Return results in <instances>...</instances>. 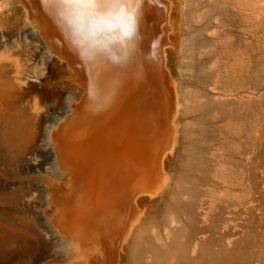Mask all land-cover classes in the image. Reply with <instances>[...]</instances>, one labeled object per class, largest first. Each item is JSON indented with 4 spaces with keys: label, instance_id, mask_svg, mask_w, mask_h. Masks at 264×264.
Here are the masks:
<instances>
[{
    "label": "rangeland",
    "instance_id": "1",
    "mask_svg": "<svg viewBox=\"0 0 264 264\" xmlns=\"http://www.w3.org/2000/svg\"><path fill=\"white\" fill-rule=\"evenodd\" d=\"M20 1L45 20V12L34 2ZM154 1L143 8L141 29L146 23L150 37L162 36L163 14L158 2L167 5L169 24L175 23L177 28L167 32L170 39L165 36L159 73L147 67L138 77L129 71L128 80L121 81L122 103L102 123L93 124L94 130L83 142H65L68 146L62 147L64 141L59 137L60 155L75 146L88 151L85 155L87 151L75 149L60 156L61 166L71 168L77 186L70 199L89 214L95 239L116 256L113 264H126L127 258H131L130 264H145L153 250L159 251L160 257L150 264H167L169 260L192 264L198 255L207 261L216 249L214 241L227 247V240L232 244L225 249L226 254L235 248L232 262L264 264V0ZM5 2L7 7L0 14V57L7 58L0 59V264H67L66 247L48 227L54 198L58 199L61 190L65 192L67 184L52 165L49 135L61 124L66 107L84 108L88 99L87 91H82L86 90V74L77 58L70 59L73 72L63 63L48 60L28 30L24 11L14 0ZM42 29L66 56L65 44L55 40L57 34L50 28ZM176 95L181 103L176 114L179 143L165 161L172 177L169 189L174 193L138 200L129 209L143 213L141 225L135 229L136 243L132 234L123 244L118 225L109 219L108 208L112 211L113 205L106 201L110 195L116 204L117 189L127 187L126 181L133 177L131 158L122 152V146L129 143L144 163L152 158L151 142L160 137L162 116L166 108L174 107ZM10 122L12 134L7 136L6 124ZM121 202L126 204V200ZM100 216L111 230H105ZM171 219L175 220L173 225ZM165 233L170 237L166 244L154 240V235ZM111 239L114 244L106 246ZM194 245L196 252L191 254Z\"/></svg>",
    "mask_w": 264,
    "mask_h": 264
},
{
    "label": "bare ground",
    "instance_id": "2",
    "mask_svg": "<svg viewBox=\"0 0 264 264\" xmlns=\"http://www.w3.org/2000/svg\"><path fill=\"white\" fill-rule=\"evenodd\" d=\"M7 1V0H6ZM12 1V0H11ZM16 2V5L19 6L25 13V23L28 26V30L30 32V34L32 36H34L37 40H38V44H40L41 47V51L42 53L45 55V57L48 60H56L60 63H63L66 68L70 71H72V62L70 61V59L74 60L75 58H77L72 51L70 50V48L68 47V45L66 44V42L64 41L60 31L58 30L56 23L54 21V19L49 15L47 8H46V4L44 3V0H30V3H33L39 8L42 9L45 12L46 17L44 18L45 20H40L39 16L37 14L32 13L31 11L29 12V8L27 6V4H24V1H20V0H14ZM160 1V0H159ZM163 1V0H161ZM183 1V0H181ZM155 3L154 0H144V5L143 8L145 6H149L151 5V3ZM157 2V1H156ZM8 4V2H7ZM7 4L5 2V0H0V14L5 10V8L7 7ZM159 4L161 7V10L159 11L160 13L163 14V32L161 33L162 36H154L153 33V38L150 37L147 32H148V28L149 26L145 23V26L142 27L144 28L141 29V33L143 34V42L140 45V51L137 53V55L135 56V59L133 62H131L129 65L125 66V67H105V68H99V67H89V66H85L82 63L79 64V68L82 69V71L86 74V87L83 86L84 88H86V90H82V91H87V95H88V99L87 102L84 106V108L79 111L78 108L80 107V105L78 106V108L76 107H70V108H65L63 111L64 116L61 119V124L58 125L55 128V131L51 133L49 135V139L52 143L51 146V161H52V165L55 169V171H57V173H59V175L63 176V178H65L63 181H67V184L65 187H67V190H70L71 188L73 189L72 192H75V188L77 187L76 184L73 182L72 180V173H71V168H66V166L62 167L61 166V160L62 158H60L59 154V149L58 148V140L60 139L59 137L62 138V140L64 141L62 143V141H60L59 143H62V147L63 144L69 143L67 142V140L73 138L75 139V142L81 143L85 140L84 137H80L78 135V133H76V131H72L71 130V125H79L82 129H84L85 131L90 132L94 130V125L95 124H99L102 123L103 120H105V118H108V115L113 113L117 107L122 103L123 101V90H122V82L125 79H127V73L129 71H134V74H138V77L143 73V70L145 71V69H147V67L150 70H155L158 68L160 60H159V55H161L162 59L164 54H162L163 50V45H164V39L166 34H168L167 32L172 30V32L174 30H176V24L174 23L173 25L169 24V16L168 15V8L166 7L167 3L165 2V5H162V3H157ZM156 4V6H157ZM15 5V6H16ZM30 5V4H29ZM174 5V4H172ZM171 5V6H172ZM33 6V4L31 5V7ZM169 6V5H168ZM183 6V5H181ZM34 7V6H33ZM155 6H153L152 9ZM19 8V9H20ZM170 9V8H169ZM32 10V8H31ZM158 10V9H157ZM33 11V10H32ZM157 13V12H156ZM32 14V15H31ZM159 15V14H158ZM176 18V17H174ZM178 19V18H177ZM143 20V18H142ZM151 20V19H150ZM153 20V19H152ZM151 20V21H152ZM171 20V18H170ZM177 21V20H176ZM153 22V21H152ZM173 22V21H172ZM161 24V22H159ZM24 24V23H23ZM151 24V23H150ZM168 24V26H167ZM172 24V23H171ZM142 25V24H141ZM46 27L47 29L50 28V30L52 32H54L55 34H57V38L55 39L57 43L62 44L61 46H63V43L65 44L66 47L63 46V48L65 49V52H68L67 55H63L60 51H58L55 46H53L51 44V39L48 36L47 32L45 30L42 29V27ZM160 28V26H159ZM158 28V29H159ZM180 29V28H179ZM158 32V31H157ZM156 32V33H157ZM160 32V31H159ZM155 33V34H156ZM174 35V34H173ZM54 36V35H53ZM175 36V35H174ZM172 36V37H174ZM179 36V35H178ZM177 36V37H178ZM145 37V38H144ZM168 38H169V34H168ZM181 38V37H180ZM179 38V39H180ZM35 39V40H36ZM54 39V38H53ZM170 39V38H169ZM156 42L155 45L153 44V42ZM173 41V40H172ZM179 41V40H178ZM181 41V40H180ZM179 41V42H180ZM174 42V41H173ZM53 43V42H52ZM171 43V42H170ZM182 43V41H181ZM180 43V44H181ZM173 44V43H172ZM179 44V43H178ZM56 45V44H54ZM167 45V44H165ZM171 45V44H170ZM168 45V46H170ZM183 45V44H182ZM56 47H58L56 45ZM62 48V47H61ZM175 48V47H174ZM172 48V50L174 49ZM180 48V47H179ZM182 48V47H181ZM58 49H60L58 47ZM170 49V47H169ZM63 50V49H62ZM171 50V51H172ZM179 50V49H177ZM185 50V49H184ZM165 51V50H164ZM174 51V50H173ZM176 51H174L175 53ZM183 52V51H182ZM151 53V56L153 58H146L148 57V54ZM164 53V52H163ZM171 53V52H170ZM178 53V52H176ZM167 55V54H166ZM165 55V56H166ZM174 55V54H172ZM176 55V54H175ZM179 55V54H177ZM5 56V55H4ZM6 57V56H5ZM3 56L0 57L1 61L2 59H7ZM143 57V58H142ZM166 58V57H165ZM179 58V57H177ZM78 59V58H77ZM168 59V58H167ZM0 61V62H1ZM164 60H162L163 63ZM167 61V60H166ZM165 61V62H166ZM71 62V63H70ZM164 62V63H165ZM168 62V61H167ZM161 63V64H162ZM182 64V63H181ZM166 65V63H165ZM162 66V65H161ZM168 67V66H167ZM166 67V68H167ZM165 69V68H164ZM73 72V71H72ZM71 72V73H72ZM78 72V71H77ZM154 73V71H152ZM75 73V72H74ZM157 73H159L157 71ZM167 73V72H166ZM79 74V72L77 73ZM127 74V75H126ZM72 75V74H71ZM159 75V74H158ZM166 75V74H164ZM169 74H167L168 76ZM172 75V74H171ZM74 77V75H73ZM82 77V76H81ZM80 77V79H81ZM162 77V76H161ZM170 77V76H169ZM168 77V78H169ZM154 78V77H153ZM159 78V77H158ZM171 78V77H170ZM72 79V78H71ZM131 79V78H130ZM133 79V78H132ZM131 79V81H132ZM137 79V78H136ZM134 79V80H136ZM140 79V78H139ZM155 79V78H154ZM160 79V78H159ZM164 81H167L166 78H164ZM175 79V78H174ZM75 80V79H74ZM79 80V79H78ZM77 80V82H78ZM128 80V79H127ZM142 80V79H141ZM161 80V79H160ZM80 81V80H79ZM163 81V82H164ZM171 84L173 87L176 86V82L175 80L170 79ZM81 82V81H80ZM133 82V81H132ZM139 82V81H137ZM141 82V81H140ZM169 82V80H168ZM90 83L92 85V90L94 91L95 95L92 101L89 100V88H90ZM125 83V81H124ZM134 83V82H133ZM145 83V82H144ZM129 84V83H127ZM142 84V82H141ZM149 84V83H148ZM158 84V83H157ZM76 85V84H75ZM143 85V84H142ZM147 85V84H146ZM169 85V84H167ZM124 86V85H123ZM82 87V86H81ZM140 87V86H139ZM162 87V86H161ZM170 87V86H169ZM158 89V88H157ZM167 89V88H165ZM171 89V88H170ZM174 91V90H173ZM139 92V90H138ZM144 92V91H143ZM148 92V91H147ZM168 92V91H167ZM169 92H171L169 90ZM83 93V92H82ZM159 93V92H158ZM173 93V92H171ZM170 93V94H171ZM179 93V92H178ZM160 94V93H159ZM165 94V93H163ZM174 94V93H173ZM128 95L131 96V94L128 93ZM127 95V96H128ZM162 95V93H161ZM167 96L169 95L166 94ZM181 95V93H180ZM85 96L84 93L82 94V97ZM126 96V95H125ZM139 96V95H137ZM151 96V95H150ZM172 96V94H171ZM170 96V97H171ZM129 97V96H128ZM127 97V98H128ZM147 97V96H146ZM174 97V96H172ZM86 98V97H84ZM140 98V97H139ZM83 99V98H81ZM135 99V98H133ZM141 99V98H140ZM143 99V98H142ZM146 99V98H145ZM145 99H143L145 101ZM150 99V98H149ZM174 99V98H173ZM86 100V99H85ZM169 100V99H168ZM171 100V99H170ZM169 100V101H170ZM178 98L177 95L175 97L174 101V107H172L171 109H165L164 114L162 116V122H163V128L161 129L160 132V137L155 141L156 143V154H155V159H154V155L152 158L148 157V161H146V163L143 162V159L138 156V154L134 151H132V147L129 145V143H125L122 146V152L125 153L127 158H131V160H133L132 162H135L137 164L138 167H141L142 165H145L147 167L146 172H143V170H140L137 175H134L131 179V181H126L127 184V188L129 190L128 194H125L127 196V200H126V208L128 210V217L127 215H124L122 212L117 211L116 210V204L113 203L112 199L110 198V195H108L106 201L107 203L113 205L112 211L115 214V222L116 225H118V230L120 232V234L118 235L120 242L128 240V238L130 236H132V234H136L135 233V229L141 225V221H142V214L141 212H136V211H131L129 212L130 208H134L135 204H137L136 202L138 200H140L141 198H145L148 200H154L155 198H158L160 196H163L166 194L167 197H169L170 195H172L171 193L173 190H170V181H171V174L169 175L166 167H165V161L169 156H172L174 151L176 150V147L178 146V125H176L177 121H176V114L178 113V109L180 108V102H178ZM181 100V99H180ZM161 101V100H160ZM162 103H164V107H165V99H162ZM82 102V101H81ZM79 102V103H81ZM134 102V101H133ZM149 102V101H148ZM156 103V102H155ZM168 103V102H167ZM68 104V103H67ZM73 104V103H72ZM78 104V102H77ZM76 104V105H77ZM133 104V103H132ZM150 104V103H149ZM75 105V106H76ZM161 105V104H160ZM183 105V104H182ZM126 106V105H123ZM168 106V105H167ZM169 106H173L172 104H170ZM69 107V106H68ZM186 107V106H185ZM98 108V110H97ZM122 108V107H121ZM153 108V107H152ZM157 108V107H156ZM184 108V105H183ZM129 109V108H128ZM155 109V108H154ZM122 110V109H121ZM185 110V109H184ZM187 110V109H186ZM124 111V110H123ZM62 112V111H61ZM139 112V111H138ZM121 113V112H120ZM142 113V112H141ZM150 114V113H149ZM185 114V113H184ZM138 115V114H137ZM119 116V115H118ZM117 116V117H118ZM139 116V115H138ZM136 118V117H135ZM113 120L115 118H112ZM111 119V122H112ZM140 119V118H139ZM109 120V119H107ZM106 120V121H107ZM133 120V119H132ZM136 120V119H135ZM145 120V118H144ZM144 120L142 122H144ZM99 121V122H98ZM139 121V120H138ZM136 122V121H135ZM55 123V122H54ZM134 123V122H133ZM137 123V122H136ZM94 124V125H93ZM178 124V123H177ZM7 130H6V135L10 136L12 134L11 132V127L10 125H13V123H7ZM57 125V122H56ZM135 125V124H134ZM143 125V124H142ZM153 125V124H152ZM154 127V125H153ZM132 128V127H131ZM51 129V128H50ZM152 129V128H151ZM157 129V128H156ZM142 130V129H141ZM144 130V129H143ZM153 130V129H152ZM52 132V131H51ZM95 132V131H94ZM154 132V130H153ZM153 132L152 135H153ZM156 132V131H155ZM154 132V134H155ZM181 132V131H180ZM138 133V132H137ZM87 135V134H86ZM112 135V134H111ZM139 135V134H138ZM157 135V133H156ZM66 139H64V137H66ZM137 136V135H135ZM143 136V135H141ZM140 136V137H141ZM147 136V135H146ZM149 136V134H148ZM158 136V135H157ZM55 137L58 138L57 140H54L53 138ZM145 137V136H143ZM154 137V135L152 136ZM151 134H150V139H152ZM156 137V136H155ZM157 138V137H156ZM131 139V138H130ZM142 139V138H141ZM149 139V140H150ZM117 140V139H116ZM134 140V139H133ZM91 141V140H89ZM119 141V140H117ZM122 141V140H121ZM88 142V140H87ZM115 142V141H114ZM140 142V141H139ZM50 143V144H51ZM92 142L88 143L89 145ZM96 143V141H95ZM124 143V142H123ZM65 144V145H66ZM76 144V145H77ZM85 144V143H84ZM113 144V143H112ZM116 144V142H115ZM140 144V143H137ZM143 144V143H142ZM87 145V144H86ZM61 146V145H60ZM59 146V147H60ZM68 146V145H66ZM74 146V144H73ZM79 147V145H77ZM85 146V145H84ZM120 146V144H119ZM143 146V145H142ZM61 147V148H62ZM110 147V146H109ZM66 149H68V147H65ZM64 148V149H65ZM76 149V146L73 147ZM82 149V147H80ZM111 148V147H110ZM113 148V147H112ZM118 148V147H117ZM141 148V147H140ZM62 149V150H64ZM73 149V150H75ZM79 150V148H77L76 150H79L80 153L82 152V150ZM155 149V148H154ZM70 149H68L69 151ZM73 150L69 151V153H71ZM84 150V149H83ZM111 150V149H110ZM66 151V150H65ZM66 151V152H68ZM77 151V152H79ZM87 151V150H85ZM84 151V152H85ZM65 152V153H66ZM74 152V151H73ZM82 152V153H84ZM65 153L63 154L65 156ZM68 153V155H69ZM88 153L85 152V155ZM116 153V152H115ZM136 153V154H135ZM121 154V153H120ZM147 154V153H146ZM79 155V154H78ZM83 155V154H82ZM80 156V155H79ZM90 156V155H89ZM116 156V155H115ZM118 156V155H117ZM144 156V153H143ZM146 156V155H145ZM63 157V156H62ZM81 157V156H80ZM87 157V156H86ZM67 158V155H66ZM77 158V157H76ZM84 158V157H83ZM145 158V157H144ZM64 159V158H63ZM79 159V158H78ZM90 159V158H89ZM119 159V158H118ZM125 159V158H124ZM147 159V158H146ZM65 160V159H64ZM70 160V159H69ZM81 160V159H80ZM83 160V159H82ZM127 160V159H126ZM130 160V161H131ZM76 161V159L74 160ZM119 161V160H118ZM129 161V160H127ZM129 161V162H130ZM78 162V160H77ZM85 162V161H83ZM120 162V161H119ZM122 165L126 164V161H122ZM120 162V164H121ZM125 162V163H124ZM128 163V162H127ZM71 164V163H70ZM81 164V163H80ZM113 164V163H112ZM119 164V163H118ZM65 165H66V161H65ZM78 165V163H77ZM132 165V163H131ZM151 165V166H150ZM72 166V165H71ZM76 166V165H75ZM94 166V165H93ZM118 166V165H116ZM127 166V165H124ZM167 166V165H166ZM130 168V165L128 166ZM132 167V166H131ZM128 168V170H130ZM100 169V168H99ZM112 169V168H111ZM110 169V170H111ZM115 169V168H114ZM127 169V168H126ZM145 169V168H144ZM98 170V169H97ZM120 170V169H119ZM101 171V170H100ZM132 171V170H130ZM120 172V171H119ZM118 173V171H117ZM133 174V173H132ZM131 174V175H132ZM77 175V173H76ZM78 176V175H77ZM123 176V175H122ZM120 176V177H122ZM119 177V175H118ZM128 178V177H127ZM137 179V182L135 185H133V180ZM76 179V177L74 178V180ZM124 179V178H123ZM99 180V179H98ZM97 180V181H98ZM80 182V180H79ZM122 182V181H121ZM64 184V183H63ZM112 184V183H111ZM60 185V184H59ZM58 185V186H59ZM120 185V184H119ZM61 188V186H59ZM80 187V186H79ZM78 187V188H79ZM103 187V186H102ZM59 188V190H60ZM82 188V187H81ZM66 189V188H65ZM84 190V188H83ZM175 190V189H174ZM63 192V190H61ZM65 191V190H64ZM61 192L60 196L57 197L58 199L54 198V203H53V213L50 215L49 217V228H50V233L52 234V236L62 245H64L68 251L69 256L67 255L66 257H68V259L66 258V260L68 261L67 264L72 263V264H94V262L97 263H101V264H113V260L114 258V254L112 252V249L110 248H106L105 245H103L102 243L99 242V240L95 239L96 237V233L94 232V230L91 228V219L89 217V214L86 212H82L79 207V202L77 201H73L67 196V192ZM78 191V190H77ZM76 191V192H77ZM50 192V191H49ZM55 192V190H54ZM53 192V193H54ZM71 192V193H72ZM52 193V194H53ZM58 193V192H57ZM60 193V192H59ZM81 193V191H80ZM125 193V192H123ZM51 194V192H50ZM51 194V195H52ZM55 194V193H54ZM59 195V194H58ZM57 195V196H58ZM74 195V193H73ZM76 195V194H75ZM115 195V194H114ZM81 196V195H80ZM72 197V196H71ZM50 202H53L51 200H53V198H49ZM103 199V198H102ZM166 201V200H165ZM164 201V202H165ZM100 202V201H99ZM141 202V201H140ZM139 205V204H138ZM47 207V205H46ZM50 207V206H49ZM140 207V206H139ZM138 207V209H139ZM51 208V209H52ZM50 209V211H51ZM49 211V212H50ZM144 212V211H143ZM95 214V211L93 212ZM50 214V213H49ZM47 213V215H49ZM99 214V213H98ZM112 214V213H111ZM148 214V213H147ZM97 215V214H95ZM94 215V216H95ZM99 216V215H98ZM149 217V216H148ZM151 217V216H150ZM147 218V217H146ZM152 220L154 219V217H151ZM100 222L102 224H104L105 226V230H111L112 226L110 227V225H108L103 216L99 217ZM97 220V219H96ZM47 221V222H48ZM96 222V221H95ZM147 222V221H146ZM175 223V220L171 219L170 224L173 225ZM98 224V223H97ZM139 224V225H138ZM144 224V223H143ZM116 227V228H117ZM48 228V229H49ZM114 231V230H113ZM137 232V231H136ZM138 234V233H137ZM138 235H135L134 240L136 243L137 237ZM154 240L156 242L160 241L161 243L166 244L167 241H169L170 237L167 233H165L164 235L161 236H157L154 235ZM127 242V241H126ZM231 242L229 240H227L225 242V246L227 247H223L222 243L220 241H214L213 245L216 249H214L213 251H211L209 253L208 256V260L202 261V257L200 255H198L197 262H192V264H240L238 261H233L234 260V256H235V248H232L231 251L229 253L226 254L225 249H228V247L231 246ZM121 245V244H120ZM123 246V245H122ZM237 245L235 244V247ZM120 248L122 249V247L120 246ZM119 249V248H118ZM119 252V251H118ZM196 252V245L193 246L192 250H191V254H195ZM159 251L157 250H153L151 251V255L146 257L144 263L145 264H150V261H154L155 259H158V257H160L158 255ZM120 257V256H119ZM118 257V258H119ZM132 257V256H131ZM116 259V258H115ZM120 259V258H119ZM65 261V263L67 262ZM124 261V260H123ZM131 258H127L126 259V264H130ZM192 261V260H191ZM119 261H117L118 263ZM96 263V264H97ZM116 263V264H117ZM122 264V263H120ZM133 264V263H132ZM167 264H176L175 262H173L172 260L167 261Z\"/></svg>",
    "mask_w": 264,
    "mask_h": 264
},
{
    "label": "clouds",
    "instance_id": "3",
    "mask_svg": "<svg viewBox=\"0 0 264 264\" xmlns=\"http://www.w3.org/2000/svg\"><path fill=\"white\" fill-rule=\"evenodd\" d=\"M44 3L64 41L83 65L125 67L140 51L144 0H44ZM146 58L153 57L149 53ZM94 95L90 83V101Z\"/></svg>",
    "mask_w": 264,
    "mask_h": 264
},
{
    "label": "water",
    "instance_id": "4",
    "mask_svg": "<svg viewBox=\"0 0 264 264\" xmlns=\"http://www.w3.org/2000/svg\"><path fill=\"white\" fill-rule=\"evenodd\" d=\"M154 71H157V69H155ZM97 110H98V108H97ZM71 127V130L73 131H76V133H78V135L80 136V137H85L86 136V134H87V131H85L84 129H82L79 125H71L70 126ZM67 142H75V139H73V138H71V139H69V140H67ZM156 141H152L151 142V149H152V152H153V155H154V159H155V154H156V151H157V148H156ZM155 148V149H154ZM131 161H133V160H131ZM151 166V165H150ZM145 168V169H144ZM146 169H147V167L145 166V165H142L141 164V167H138L137 166V164L135 163V162H132V172H133V176L134 175H137V173L140 171V170H143V172H146ZM137 180H138V178L136 179H134L133 180V185H135L136 184V182H137ZM67 190V187H66V189H65V191ZM73 191V189L71 188L70 190H68V191H66L67 192V196L70 198V194H71V192ZM123 192H125V193H123ZM128 192H129V190H128V188L127 187H120V188H118L117 189V191H116V193H115V195H114V198H115V200H116V210L117 211H120V212H122L124 215H127L128 214V210H127V208H126V204L124 203V202H121V199H123V200H127L128 198H127V196L125 195V194H128ZM108 211H109V214H110V217H109V219H110V222L111 223H113L114 225H116V222H115V219H114V217H112L111 216V209H109L108 208ZM114 244V242H113V240L111 239L110 240V242L107 244L106 243V246L108 245H113Z\"/></svg>",
    "mask_w": 264,
    "mask_h": 264
}]
</instances>
